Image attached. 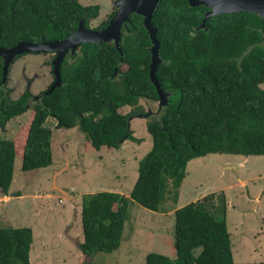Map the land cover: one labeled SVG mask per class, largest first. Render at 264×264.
<instances>
[{"label":"trees","instance_id":"trees-1","mask_svg":"<svg viewBox=\"0 0 264 264\" xmlns=\"http://www.w3.org/2000/svg\"><path fill=\"white\" fill-rule=\"evenodd\" d=\"M99 15V5L84 6L79 0H0V46L9 49L20 41L64 40L82 19L88 26ZM112 17L98 28H105ZM201 18L197 9L180 0H161L154 13L162 58L157 76L170 94L166 105H160L149 77L152 42L141 15H135L133 25L124 29L123 56L112 41L83 43L75 54L69 52L61 65L62 85L52 93L46 92L53 82L37 97L27 88L13 98L7 83L0 87V128L5 132L11 119L33 105L31 117L15 138H0V189L6 196L17 157L23 171L53 164L54 130L47 126L49 118L57 120V128L79 127L97 150L105 146L119 150L127 141H140L131 122L151 113L140 105L142 100L157 102L163 109L159 118L147 122L153 145L139 163L130 194L98 192L84 197L81 264L96 253L121 247L131 203L154 212L170 198L176 204L192 160L214 153L264 156V90L260 87L264 48L257 42L262 35L251 28L233 30L234 19L228 16L210 18L209 32L191 35ZM238 32L241 37L235 36ZM3 66L0 57V82ZM175 94L177 100L171 101ZM127 106L128 113L120 112ZM227 207L224 193H211L175 209V259L151 252L145 264H264L234 261ZM33 242L32 228H0V264H32Z\"/></svg>","mask_w":264,"mask_h":264},{"label":"rangeland","instance_id":"rangeland-1","mask_svg":"<svg viewBox=\"0 0 264 264\" xmlns=\"http://www.w3.org/2000/svg\"><path fill=\"white\" fill-rule=\"evenodd\" d=\"M79 1L84 6H100L99 17L89 21L91 27L100 25L114 9V0ZM51 61L53 53H28L18 58L7 74L11 96L18 98L27 88L34 97L46 92L54 81ZM260 87L264 90V83ZM177 98L175 94L171 101ZM140 105L151 112L131 122L134 136L140 141H127L120 150L107 146L97 150L79 127L57 128V120L49 118L47 126L54 130V164L23 171L20 157L16 158L9 191L16 194L10 203H0V228L33 229L32 264L35 246L39 248L42 243L47 247L45 251L39 249L43 258L38 264H77L83 257L79 246L84 241V197L98 192L130 194L138 178L139 163L153 145L147 122L163 113L157 102L142 100ZM32 109L33 105L11 119L6 132L0 128V138L13 140L31 117ZM129 109L127 106L120 112L127 113ZM187 172L176 204L170 198L162 202L160 211L154 212L131 203L121 247L112 253H96L87 264H145L151 252L175 259V216L171 211L211 193L226 195L234 261L264 262V156L214 153L191 161ZM57 187L67 194L57 192Z\"/></svg>","mask_w":264,"mask_h":264},{"label":"water","instance_id":"water-1","mask_svg":"<svg viewBox=\"0 0 264 264\" xmlns=\"http://www.w3.org/2000/svg\"><path fill=\"white\" fill-rule=\"evenodd\" d=\"M160 1L161 0H119L116 3V6L119 7L117 13L110 19L108 26L103 30L87 28L85 25V19H82L79 23L78 29L64 40H54L48 42H41L38 44L28 41H20L15 46L9 49H5L0 46V57L4 61L3 80L2 82H0V87L3 84L7 83V74L15 59L18 56L24 54L53 53L55 55V58L52 61L53 75L55 80L49 91L46 92L47 94L52 93L57 87L62 85L61 65L64 59L66 58L67 54L69 52L75 54V52L83 43L100 44L113 41L115 47L117 48L121 56H123V51L121 48V41L123 37L122 27L126 22L132 23V19L130 18V16L131 14L135 13L143 17V25L146 31L148 32L152 42V46L150 47V80L157 89L160 98V105H166L168 96L170 94H167L164 91L157 76L158 68L162 63V58L160 56V41L157 37L158 28L154 25L153 22L154 13ZM214 1V4L209 5L213 6L215 8V11L206 16V18L204 19V24L207 18L210 16H217L220 13L229 12L225 9V3L227 0ZM190 5L197 6L198 4H196L194 0H190ZM243 9L261 14L259 11L249 9L247 7H244ZM261 15L264 16L263 14ZM117 73L118 67L115 69V74ZM141 117L145 118L144 115H142ZM57 192L67 194V192L58 187Z\"/></svg>","mask_w":264,"mask_h":264},{"label":"flooded vegetation","instance_id":"flooded-vegetation-1","mask_svg":"<svg viewBox=\"0 0 264 264\" xmlns=\"http://www.w3.org/2000/svg\"><path fill=\"white\" fill-rule=\"evenodd\" d=\"M118 1L119 0L113 1L114 9L111 12V14H113V16L118 11L119 7L116 6V3ZM194 1L196 4H198L197 6H191L190 0H180V2L188 5L190 8L197 9V11L199 12V18L202 17L199 24L192 26V30L190 31L191 35L196 36L197 32L201 31V30H203L205 32H209L210 27L208 25V21L210 18L218 17V16H228V18L234 19V22L232 25L233 30L241 31V30H246V28H251L254 32H257L259 35H262V36H259L257 42H258V45H260L264 48V32H263L264 16L261 15V14L264 15V0H227L225 3V9L228 10L229 12H223L217 16H210L207 18L205 24H204V19L206 18V16L215 11V8L209 4H214L215 1L214 0H194ZM244 7H247V8L252 9V10L253 9L257 10L261 14L255 13V12L249 11V10L247 11V10L243 9ZM135 15H138V14L133 13L130 16V18L132 19V23L126 22L123 25V27H122V33L123 34H124V29L127 27L128 24L133 25V19L135 18ZM248 17H250L251 19H248ZM101 23H100V25H101ZM100 25H98L96 27H91L90 24L88 23V26H86V27L91 28V29L103 30L108 26L107 25L105 28L99 29L98 27ZM256 35L257 34H255V36ZM235 36L241 37L242 34L240 32H238V33H235ZM243 42L244 41H242L241 39L238 40L239 45H243Z\"/></svg>","mask_w":264,"mask_h":264},{"label":"crops","instance_id":"crops-1","mask_svg":"<svg viewBox=\"0 0 264 264\" xmlns=\"http://www.w3.org/2000/svg\"><path fill=\"white\" fill-rule=\"evenodd\" d=\"M129 111H130V109H129ZM128 111V112H129ZM127 112V113H128ZM126 114V113H125ZM125 143H127V142H125ZM124 143V144H125ZM124 144H123V146H122V148L124 147ZM121 149V148H120ZM119 149V150H120ZM101 150V149H100ZM193 161V160H192ZM16 162V161H15ZM53 164H54V161H53ZM187 175H188V173H187ZM9 194L10 195H8V196H6L3 192H2V189H0V203H3V202H5V203H10L11 201H13V199L15 198V194L16 193H10L9 192ZM17 194H19V196H21V194L20 193H17ZM69 194V196H70V193H68ZM180 195V194H179ZM198 200V199H197ZM174 212H175V210L173 209L172 211H171V214H174ZM9 218V216H8V214H6V219H8ZM5 219V218H4ZM5 219V220H6ZM42 244H44V243H42ZM41 244V247H37V246H35V249H34V259H35V261H33V264H38V262H40L41 260H42V258H43V256L42 255H40L43 251H45V248L47 247L46 245L44 246V245H42ZM80 244V243H79ZM40 245V244H39ZM39 249H41V250H43V251H39ZM81 251V250H80ZM31 252H32V250H31ZM82 252V251H81ZM83 254V253H82ZM30 255H32V253L30 254ZM83 257H84V255H83ZM83 257L82 256H80V259L78 260V263L77 264H81V262H82V259H83ZM75 262V261H74ZM75 264H76V262H75Z\"/></svg>","mask_w":264,"mask_h":264}]
</instances>
